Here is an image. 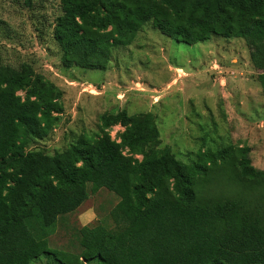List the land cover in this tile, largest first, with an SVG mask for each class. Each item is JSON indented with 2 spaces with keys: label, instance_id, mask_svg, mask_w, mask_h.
Returning <instances> with one entry per match:
<instances>
[{
  "label": "trees",
  "instance_id": "16d2710c",
  "mask_svg": "<svg viewBox=\"0 0 264 264\" xmlns=\"http://www.w3.org/2000/svg\"><path fill=\"white\" fill-rule=\"evenodd\" d=\"M58 2L53 38L64 68L106 70L112 48L130 44L151 21L188 44L212 35L242 39L264 97V0ZM62 111V91L29 63L0 64V264H264V216L194 190L226 163L241 181L263 184L248 146L199 150L186 163L159 146L151 113L121 110L102 113L97 132H81L53 155L27 149L25 140L45 138ZM100 189L118 198L109 212L115 229L83 225L78 252L50 248L60 219Z\"/></svg>",
  "mask_w": 264,
  "mask_h": 264
},
{
  "label": "rangeland",
  "instance_id": "374dc122",
  "mask_svg": "<svg viewBox=\"0 0 264 264\" xmlns=\"http://www.w3.org/2000/svg\"><path fill=\"white\" fill-rule=\"evenodd\" d=\"M58 0H0V64L29 63L62 91L63 111L42 140L26 139L29 150L53 155L73 143L81 132L98 131V117L151 113L168 146L181 161L197 159L199 150L227 145L249 147L251 164L264 170V97L259 71L239 38L212 35L185 43L162 34L146 22L126 46L111 50L106 70L64 68L53 38ZM120 126L110 130L112 138ZM209 181L194 184L200 198H232L253 214L264 216V183L241 181L231 163L212 168ZM117 196L105 189L90 193L57 223L49 247L78 252L77 230L101 223L114 230L109 212ZM37 264H47L43 258ZM95 264V263H89Z\"/></svg>",
  "mask_w": 264,
  "mask_h": 264
}]
</instances>
